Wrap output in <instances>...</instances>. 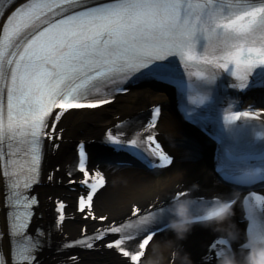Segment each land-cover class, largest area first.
I'll return each instance as SVG.
<instances>
[{"label": "snow or ice", "instance_id": "6c2138e0", "mask_svg": "<svg viewBox=\"0 0 264 264\" xmlns=\"http://www.w3.org/2000/svg\"><path fill=\"white\" fill-rule=\"evenodd\" d=\"M192 65L203 71H188ZM222 72L233 78L228 87L237 92L264 87V0H0V185L7 217L0 239L10 245L0 251V264H42L40 253L52 247L51 229L31 227L40 203L33 189L41 183L45 143L52 151L61 148L63 118L70 110H101L139 77L167 82L187 96L192 107L184 108L185 118L205 130L212 124L218 144L229 146L227 158L218 150L215 171L234 186H248L247 195L234 191L193 200L178 190L167 207L133 205L123 222L97 216L94 197L106 180L98 167L89 166L88 142L81 140L67 174L69 185L82 186L76 210L85 220L107 223L91 235L85 229L80 238H65L56 255L102 245L125 258L123 264H142L150 242L167 229L172 206L181 201L189 205L193 224H205L218 214V203L233 210L242 199L246 240L264 243V194L253 190L264 189V108L249 103L241 111L239 101L227 97L214 104ZM201 108L207 116H201ZM161 111L154 107L151 119L131 134L127 121L114 124L102 142L150 169L173 165L174 157L157 139ZM59 171L48 174V182H57ZM74 173L81 178H72ZM201 207L211 209L207 216ZM66 209L57 200L52 227L58 232L68 218ZM238 239V233L232 240L215 239L203 259L214 264L232 253L238 260ZM242 249L245 255L246 242ZM62 264H79V257L67 255Z\"/></svg>", "mask_w": 264, "mask_h": 264}, {"label": "bare ground", "instance_id": "6f19581e", "mask_svg": "<svg viewBox=\"0 0 264 264\" xmlns=\"http://www.w3.org/2000/svg\"><path fill=\"white\" fill-rule=\"evenodd\" d=\"M159 101L166 105L170 104L167 95L163 92L133 91L128 97L122 98L112 109L107 111L102 108L95 113H80L77 114L79 115L77 118L68 114L62 124V128L65 130L63 138L72 141L91 139L97 136L99 134L98 130L101 127L104 128L114 116H130V114H135L144 109L146 104L149 105ZM159 129L167 148L176 156L185 157L190 162L180 161L176 166L173 163L169 169L158 175H150L129 168L115 171L108 164L102 163L101 168L109 176V185L97 195L96 202L100 214H107L110 220L125 217L130 212L132 205L138 204L146 207L155 203V201L160 202L180 183H186L187 189H191L196 195L210 196L212 193H220L223 196L229 195L219 188L206 163L203 160L198 161L197 151L185 139L184 129L176 118L162 121ZM68 144L67 142L63 143L62 148L57 151L55 157L53 159L48 158L49 161H55V163L61 165L67 163L74 156V152H71ZM97 157L98 153H93V160ZM60 176L61 172L56 173V177L59 178ZM63 183L58 187L48 185L39 189L41 219L37 220V223L45 226L49 221L47 196L56 197V195L68 193L66 188L63 187ZM51 213H49L50 216ZM236 216L237 211L233 213L227 222L219 226L215 225L214 222L210 226L203 225V228L192 226L193 228L185 233L183 238H179L173 230L159 234L150 242L142 264H146V261L149 260L158 261V264H195V262L200 261L199 257L203 254L207 242L213 236L221 233L214 230L216 227L228 228L229 225H232L239 234V239L235 244L238 243L241 239L240 230L242 225ZM81 224L77 218H74L73 222L63 228L61 234L52 233V247L49 250L44 249L39 256V258H43L42 264H57V262L61 264L59 258L62 256L51 254L55 249L53 245L60 241L65 234L69 237L76 236L78 234L77 228ZM154 249L156 250L154 251ZM47 254L51 255L46 257ZM81 258L79 264H123L110 253L102 254L99 251L84 254ZM171 259H173V263H170ZM243 259L244 257H239L238 261L242 262Z\"/></svg>", "mask_w": 264, "mask_h": 264}, {"label": "clouds", "instance_id": "9594fccd", "mask_svg": "<svg viewBox=\"0 0 264 264\" xmlns=\"http://www.w3.org/2000/svg\"><path fill=\"white\" fill-rule=\"evenodd\" d=\"M216 211L218 214L210 216V222L205 223V226H210L213 222L215 225H222L233 215L231 208L223 201L216 205ZM202 215L207 216L208 213L205 212ZM171 217L168 227L176 232L179 238H183L194 222L189 205L183 201L175 203L172 206ZM214 230L224 232V238L229 240L235 239L237 235L232 225L228 228L216 227ZM246 243L248 250L242 262L238 261L234 254L225 253L220 256L217 264H264V243H256L251 237L246 240ZM146 264H158V261L149 260Z\"/></svg>", "mask_w": 264, "mask_h": 264}]
</instances>
